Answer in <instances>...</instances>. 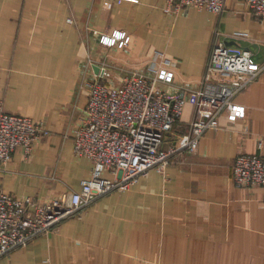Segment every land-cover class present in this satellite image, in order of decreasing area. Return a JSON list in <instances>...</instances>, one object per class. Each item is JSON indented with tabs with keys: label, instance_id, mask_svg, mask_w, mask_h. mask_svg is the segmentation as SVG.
<instances>
[{
	"label": "crops",
	"instance_id": "crops-1",
	"mask_svg": "<svg viewBox=\"0 0 264 264\" xmlns=\"http://www.w3.org/2000/svg\"><path fill=\"white\" fill-rule=\"evenodd\" d=\"M116 30L130 38L126 47L99 43ZM217 42L248 49L262 67L234 98L244 117L221 114L196 151L177 153L162 173L102 196L0 264H264V188L236 187L233 179L237 155L259 154L264 142V21L243 0H225L218 15L168 13L165 0L110 7L104 0H0V107L46 129L28 157L17 149L0 164V191L39 204L68 201L91 172V163L73 153L88 83L118 87L161 53L174 72L162 87L196 89ZM101 67L109 78L96 77ZM193 114L185 105L162 149L189 133Z\"/></svg>",
	"mask_w": 264,
	"mask_h": 264
},
{
	"label": "built area",
	"instance_id": "built-area-1",
	"mask_svg": "<svg viewBox=\"0 0 264 264\" xmlns=\"http://www.w3.org/2000/svg\"><path fill=\"white\" fill-rule=\"evenodd\" d=\"M135 0H104L112 3ZM168 13L180 14L191 8L218 15L225 0H165ZM246 9L264 21V0H243ZM233 37H244L235 33ZM130 38L123 31L101 35L99 43L107 48L123 49ZM260 67L248 49H234L223 42L214 43L210 61L200 87L180 86L171 93L162 86L173 83L171 63L155 53L144 73L133 72L120 86L92 81L88 83L87 104L80 124L74 131L73 153L91 163V172L81 181L80 190L69 200L39 204L31 197L18 198L0 191V258L27 246L35 237L51 231L62 220L78 216L102 196L123 192L139 178L155 170L162 173L177 153L194 152L200 138L218 128V118L225 113L235 121L245 115L244 107L234 98L254 79ZM109 78L99 68L96 74ZM194 108L189 133L168 149H162L164 135L181 120L185 105ZM46 134L44 124L30 118L6 113L0 107V164H7L21 149L28 157L37 140ZM259 154L237 155L233 165L236 187L264 188V142L258 143ZM109 173L110 177H105Z\"/></svg>",
	"mask_w": 264,
	"mask_h": 264
},
{
	"label": "rangeland",
	"instance_id": "rangeland-1",
	"mask_svg": "<svg viewBox=\"0 0 264 264\" xmlns=\"http://www.w3.org/2000/svg\"><path fill=\"white\" fill-rule=\"evenodd\" d=\"M106 79V78H105ZM105 85H107L106 83H104Z\"/></svg>",
	"mask_w": 264,
	"mask_h": 264
}]
</instances>
